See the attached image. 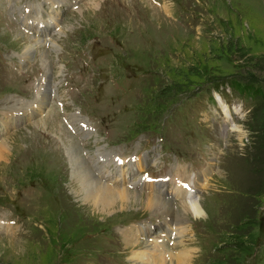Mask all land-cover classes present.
<instances>
[{
	"label": "rangeland",
	"instance_id": "374dc122",
	"mask_svg": "<svg viewBox=\"0 0 264 264\" xmlns=\"http://www.w3.org/2000/svg\"><path fill=\"white\" fill-rule=\"evenodd\" d=\"M23 12L47 32L23 30ZM0 14V264H132L154 248L166 210L85 205L71 160L80 150L95 173L89 155L159 157L162 140L210 163L196 197L205 216L176 225L165 249L193 264H264V0H0ZM220 98L232 114L221 126ZM78 123L87 137L69 129ZM123 170L104 182L149 194Z\"/></svg>",
	"mask_w": 264,
	"mask_h": 264
},
{
	"label": "bare ground",
	"instance_id": "6f19581e",
	"mask_svg": "<svg viewBox=\"0 0 264 264\" xmlns=\"http://www.w3.org/2000/svg\"><path fill=\"white\" fill-rule=\"evenodd\" d=\"M45 4L55 5V2L46 1ZM35 7L37 8V9H34V11L36 12V11H39V9L41 8V5H38ZM43 7L44 6L42 5L41 10H44ZM162 10L168 11V8L166 7V5H163ZM23 21H24V23L26 22L25 20H23ZM52 22H54V21H52ZM27 26L29 27L30 31L34 30V31H37L39 34H41L43 32L44 33L47 32V29L49 27V26L41 25L40 23H33V22H31V25H27ZM30 26H32V27H30ZM24 39H28V38H24ZM48 94H49V91L47 89L46 90H40V93L36 97V104L32 103L33 106L31 104V107H27V110L29 112L32 111V112H30V115L34 112L33 111L34 109L39 111L41 108H43L45 106V104H46L45 102L48 98ZM3 124L6 125L7 123L3 122ZM72 148L74 150L77 149V144L73 143ZM2 149L6 150L7 145H4V143H3V145L0 149V159L3 158V155L5 153L4 151H2ZM79 151L80 150H77L76 154L73 152V159L71 158L72 159L71 160L72 166L74 164H77V163L81 165V167L79 168V166H78V169L76 170L77 175H79V176L77 177V180L73 182V185L77 190H79L81 192L86 188V194H88L87 195L88 197L87 198L84 197V199L85 200L90 199L89 201H91V202H89L90 204H85V205L91 206L92 203L94 206L99 205V207L102 208L100 210V212H105V211L111 210L113 207L116 206V202H119L120 203L119 205H126L127 207L140 204L143 206V208L145 210L148 208L149 209L157 208V209H160L163 211L166 210V212H164L163 214H167L166 218H168V219L165 220V222H166L165 226L162 227L163 232H165L166 229H168L170 226H172L174 224L175 225H178V224L181 225L182 222L184 221V219H186L187 217L188 218L191 217L193 219H200V218L205 216V211L203 210L200 201H198V199H196V198L185 199V195L182 193L177 194V197L179 198L178 200L180 202L178 205L175 200L166 199L163 196H161L160 194H154L152 192H149L148 195L138 196V195H136V193L134 191L132 192L131 190H127L124 187L108 186L107 183L104 181L106 180V178H109V176L107 174H108L109 169L113 167V164L110 167H108L106 159H104V168L101 170V172L99 173V175L97 177L95 173L91 172V170L88 167L89 165L88 164L85 165V163L81 159L82 156H81ZM99 158L100 157H97V160ZM125 167L130 172L134 170L133 162H131V161ZM117 171L120 172V176H124L127 172L126 170H123L121 167ZM119 179L120 178L118 177L117 181H119ZM96 201H97V203H96ZM179 229H181V227H179L176 230H179ZM144 230L145 229L140 228L138 230V233H136L134 230H129V233H127V231H126V234H125L126 238L129 236L126 240L128 242H131L132 240L134 241V239H137L140 242L139 238H141V236H143V234H145L144 236H146V234H148L146 232L143 233ZM130 232H132L131 235H130ZM135 234H136V236H133ZM180 234H182L181 231H180ZM180 234H177L176 236H178ZM177 239L178 238H176L175 241H177ZM11 242H13V241H11ZM178 244L181 245L182 242H179ZM0 245H3V244L1 243ZM174 245H175V242H174ZM136 246L138 247L139 245H136ZM148 246H147V248H148ZM136 249L137 248L134 247V250H136ZM134 252L135 253H133L132 257L129 259V261L132 264H193L195 261L194 257H191V254L189 251H186V253L184 252L183 254L178 252V255H176V254L174 255L173 253H170L169 251H167L165 249L164 243H159L158 246L157 247L154 246V248L151 247V248L145 249L144 251L138 250V251H134ZM150 258L152 260H150Z\"/></svg>",
	"mask_w": 264,
	"mask_h": 264
}]
</instances>
